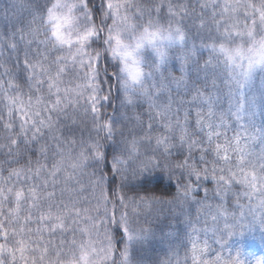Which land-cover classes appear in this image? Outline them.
I'll list each match as a JSON object with an SVG mask.
<instances>
[{
	"label": "snow or ice",
	"instance_id": "6c2138e0",
	"mask_svg": "<svg viewBox=\"0 0 264 264\" xmlns=\"http://www.w3.org/2000/svg\"><path fill=\"white\" fill-rule=\"evenodd\" d=\"M256 231L264 0H0V264H264Z\"/></svg>",
	"mask_w": 264,
	"mask_h": 264
},
{
	"label": "trees",
	"instance_id": "16d2710c",
	"mask_svg": "<svg viewBox=\"0 0 264 264\" xmlns=\"http://www.w3.org/2000/svg\"><path fill=\"white\" fill-rule=\"evenodd\" d=\"M258 83L259 81H257V85ZM246 246L250 253H255L257 256L264 255V241L261 240V234L259 231L248 236Z\"/></svg>",
	"mask_w": 264,
	"mask_h": 264
}]
</instances>
